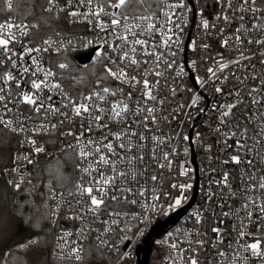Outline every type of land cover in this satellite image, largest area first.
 <instances>
[{
    "label": "snow or ice",
    "instance_id": "6c2138e0",
    "mask_svg": "<svg viewBox=\"0 0 264 264\" xmlns=\"http://www.w3.org/2000/svg\"><path fill=\"white\" fill-rule=\"evenodd\" d=\"M20 2L0 0V13H19ZM27 5L16 19L8 17L0 21V141L4 136L14 134L19 137L21 148L28 145L30 149H0V181L17 193L34 188L28 166L38 167L42 162L38 157L42 153L45 157L51 155L46 153L44 144H39L36 137L51 135L65 121L79 118L78 131L69 128L59 135L71 138L63 144L60 152H73L76 161L74 167L80 173L78 182L69 190V194L78 195L81 199L68 203L66 209L75 212L78 205L80 211L65 218L78 220L84 226L76 233L61 230L49 255H54L58 261L83 264L89 252V246L84 242L88 240L90 232L96 231L95 252L114 258L119 264L124 254L119 253L118 245L107 237L114 229L120 228L123 233L121 240L132 238L129 235L132 231L130 226L121 228L119 218L124 213H109L110 219L102 221L106 225L102 231L89 228L87 225L91 221H86L85 217L90 215L94 221L102 208L107 207L106 198L137 205L145 213L163 210L167 214L180 207L186 199L183 191L192 187L189 183L179 185L181 195L164 209L157 203L160 197L153 195L154 189L144 186L149 180L157 181V175L141 176L138 181L136 174L138 169L141 173H147V165L153 162H157L159 168L165 167L164 162L171 165L170 152L161 147L168 143L170 137L167 132L161 135L153 128L158 129L161 122L171 123L176 119L173 113L158 115L165 111L163 106L166 103L171 107L169 97L159 95V91L164 86L162 81H168L166 73L174 66L179 69L175 72L176 76L184 73L183 67L174 59L179 49L174 51L173 46L181 42L182 17L191 11V6L187 0H27ZM216 5L220 10L216 20L225 24L235 21L237 24L232 36L224 38L221 46L227 48L231 40L240 58L227 62L216 60V70L213 71L212 67L207 69L212 73L208 80L219 81L211 89L213 95L219 94L225 98L216 102L214 110L218 113L219 123L214 124V130L224 136L226 147L233 149L220 163L239 168L224 170L210 167L206 170L209 175L205 187L206 207L193 213V218L197 225L202 224L207 213L210 232L215 236L208 240V232L199 229L189 232L187 235L192 239L187 240L186 248H180V241L169 245L173 249L169 262L177 264L174 256L179 253V264H184L183 253L187 252V264H203L204 260L207 264H247L254 257H259V264H264V248L261 247L264 233L260 232V229H264V47H261L264 46V0H216ZM62 13L71 23H87L99 30L96 55L109 61L87 94L81 92L73 95L63 86L65 77L60 73L70 71L66 58L58 63L49 59L45 66L44 54L59 55L74 43L56 23ZM29 15L33 16L32 21L27 20ZM199 15L203 16L202 10H199ZM201 26L205 33L210 29L206 18ZM211 27L215 28V24ZM157 35L160 37L158 41L155 40ZM25 38L28 40L23 52L17 53L14 45L24 43ZM117 40L120 43H116ZM88 43L92 44L93 41ZM253 45L256 47L253 48ZM190 46L195 48V41ZM200 47L209 46L202 44ZM248 52L253 54H246ZM25 56L29 57L31 63L24 60ZM257 57L261 66L259 69L253 63ZM195 63L192 61L191 65ZM230 65L243 67L247 71L243 76L233 73L238 84L225 90L221 85L228 80V76H220L219 73ZM72 79L79 83L82 78ZM109 79L137 90L136 98L133 99L131 91L125 94L123 88L107 84ZM25 80L30 88L27 85L21 87ZM197 81L207 83L199 77ZM45 91L49 94L45 95ZM169 92L175 95L176 89L169 87ZM53 94L58 99H54ZM109 97L119 98L109 101ZM201 100L202 97L196 95L190 105H177L176 110L198 107ZM184 115L187 116L188 112L185 111ZM55 117L62 119L53 122ZM84 121L90 122L85 124ZM110 122L123 126L113 131L109 127ZM94 129H100V135L86 136ZM105 129L111 134V139ZM183 139L187 141L189 137L185 135ZM229 140L232 143H228ZM171 151L174 153L175 149ZM188 171L182 175H187ZM236 171L239 179L233 187L237 176L232 173ZM217 172L220 173L219 177L213 175ZM133 182L140 187L133 188ZM120 184L128 187L120 188ZM45 187L55 205L49 208V216L59 219L60 201L64 200L65 194L58 192L51 183ZM172 187L176 188L177 185L173 184ZM118 192L121 194L117 195ZM132 194L140 199H130ZM228 198L239 202V208L233 211ZM226 205L228 210L224 211ZM217 209L220 210L218 213ZM225 218H236L238 224L230 223L225 228ZM54 219H50L53 226ZM137 222H145L143 215L137 217ZM253 223L257 227L256 234L248 231ZM229 228L237 233L236 243L233 245L229 242L231 251L222 247ZM246 236H255L254 242L246 240ZM69 237L74 239L70 241ZM37 245L36 237L16 243L15 251L9 247L0 254V264H10L13 259L16 264H29L28 252ZM201 251L207 253L203 258H200Z\"/></svg>",
    "mask_w": 264,
    "mask_h": 264
},
{
    "label": "built area",
    "instance_id": "2783aa9c",
    "mask_svg": "<svg viewBox=\"0 0 264 264\" xmlns=\"http://www.w3.org/2000/svg\"><path fill=\"white\" fill-rule=\"evenodd\" d=\"M187 3L191 6V11L182 17V23L181 21H177V23H181V27L183 28V31L180 33L181 42L173 46L174 51L179 49L174 59L183 67L184 73L180 76H176L175 72L179 71V69L174 66L171 71L166 73L168 76V81L166 83L162 81L164 86L159 91V95H167L169 97L171 107H169V103H166L163 106L165 111L158 113V115H168L169 113H173L176 115V119L171 120V123L161 122L158 129L153 128V131H158L161 135L167 132L168 136L170 137L168 143L162 144L161 147L165 151L170 152L171 165H169L167 162H164L165 167L159 168L157 166V162H153L147 165V173H141L138 169L136 174L138 181L141 179V176L147 178V176L151 174L157 175V181L153 182L149 180L147 185L144 186L149 189H154L153 195L160 197L157 203L160 204L164 209H167V206L173 201L174 198L181 195L179 185L189 183L192 185V187L190 190L183 191V195L186 197V199L181 202L180 207L168 211L167 214H165L163 210L145 213L144 209L137 205H132L124 201H112L110 198H106L107 207L102 208L94 221H92L90 215L85 217L86 221H91L87 225L89 228L99 229L102 231L106 227L102 221L110 219L109 213L114 211L124 213V216L119 218L122 221L121 228L130 226L132 231L129 233V235L132 238L129 240H121L123 233L121 232L120 228L114 229L110 236L107 237L111 242H114L118 245L119 253L124 254V258L119 262V264H141L144 260L146 248L148 246H151V252L149 254L147 264H170L169 257L173 255V249L169 245L173 242L180 241V248H186L188 246L187 240L192 239V237L187 235L189 232L199 229L202 232H208V240L214 238L215 234L210 232L207 213H205L206 220L202 224L197 225L193 218V213L206 207L205 187L207 186L209 180V175L206 170L210 167H218L224 170L229 168H235L238 170L239 168V166L231 164L225 166L220 163V160L226 159L228 153L232 152L233 149L227 148L224 142V136L214 130V124L219 123L217 120L218 113L214 110L216 102L218 100H224L225 98L219 94L213 95L211 89L214 84L219 83V81H209L208 77L211 76L212 73L207 71L209 67H212L213 71L216 70V60H224L227 62L232 59L240 58V53L235 50L231 40L229 41V46L227 48L221 46L222 40L224 38L232 36L233 30L237 24L235 21L225 24L223 21L215 19L216 15L220 11L217 8L216 0H214V12H203V16L199 15V10L203 11L199 4V0H187ZM12 18L16 19L17 17ZM204 18L209 21L210 25V29L207 33H205L201 26L202 20ZM3 20L4 19H1L0 21ZM65 20L68 24L76 26L77 29L65 31L67 36H70L73 39L74 43L66 52H61L60 54L65 53L64 57L67 56L69 52H74L76 55L87 54L98 48L97 33L99 30L94 25H89L87 23H71L69 20ZM212 24H215V28L211 27ZM101 35L103 34L101 33ZM36 38L38 37H33V39ZM159 39L160 37L157 35L155 40L158 41ZM27 40L28 38H25L24 43L14 45L17 53L23 52L24 45L27 44ZM81 40H83V42H81ZM90 40L93 41L92 44L88 43ZM193 41L196 43L195 48L190 46ZM116 43H120V41L117 40ZM202 44H207L209 47L202 48L200 47ZM252 47L255 48L256 46L253 45ZM105 50H108L106 44ZM96 52L94 56L96 55ZM218 53H222L223 55H217ZM246 54L252 55L253 53L248 52ZM109 55H111L110 52ZM57 56L58 55L55 53L44 54L45 66H47L49 59L53 63H56L55 60ZM24 60L27 63H31L28 56H25ZM192 61H196L194 66L191 65ZM253 63H256L257 69L261 67L259 64V57H257ZM246 71L247 70L243 67L230 65L229 68L219 73L220 76H228V80L221 86L225 88V90L232 89L234 85L238 84V81L235 80L233 73L238 76H243ZM197 77L206 80L207 83H198ZM25 85H27L28 88L31 87L27 80L21 84V87H24ZM112 87L123 88L125 94L131 91L133 94V99H135L137 96V90L130 88L127 84H122L115 81V85ZM138 87L139 86H137V89ZM169 87L176 89L175 95L169 92ZM44 94L48 95L49 93L45 91ZM196 95L202 97L198 107H186L185 109L176 110L177 105H190L191 100ZM53 98L58 99L54 94ZM118 98L119 97H109L108 99L109 101H114ZM228 99H231V97H228ZM57 106H59V104H57ZM185 111L188 112L187 116L184 115ZM56 119L62 118L55 117L53 118V122H55ZM89 122L90 121H84L85 124ZM80 123L81 121L79 118H73L70 122L65 121V123L59 126L58 129L55 130L51 135H41L36 137L39 144H44L46 153L51 154L45 157V154L42 153L38 159L43 162L49 160L55 155L61 154L60 148L71 138L61 137L59 133L67 131L69 128L74 131H78ZM101 123H104V121H101ZM121 126L123 125L116 124L115 122L109 123V127L112 128L113 131ZM100 131V129H94L92 133H86V136H98L100 135ZM104 131L106 134H108L109 139H111V134L107 133V129ZM177 133L179 134L178 137ZM185 135L189 137L187 141L183 139ZM228 143H232V141L229 140ZM209 145H211L210 149L208 148ZM29 149L30 146L25 145L23 148H21L19 144L17 150L27 151ZM172 149H175L174 153L171 151ZM209 157H211V161L209 160ZM32 167L33 166H28V171H30ZM186 170H189L187 175H182V173H184ZM232 174L237 176V181L233 183V187H235V184L239 179L238 171L233 172ZM79 175L80 173L78 171L77 182L79 180ZM213 175L219 177L220 173H213ZM173 184L177 185V187L173 188ZM131 186L133 188L140 187V185L135 182H133ZM119 187L125 188L128 187V185L120 184ZM56 190L58 192H63L65 195L64 200L60 201L62 204L59 213L60 218L54 219L50 217V219H54L55 224V226H53V224L50 223L52 229L51 250L55 247L56 236L61 230L76 233L81 227L84 226L78 220L65 218L79 213L80 208L78 205L75 206V212L67 211L66 209L68 203H71L75 200H80L81 197L78 195H70L69 190ZM120 194L121 193L119 192L117 193V195ZM129 198L140 199V197L134 194L130 195ZM83 199L86 200L87 197H84ZM50 201L51 207H55L51 198ZM228 204L232 205L233 211L238 209L240 206L239 202L233 201L231 198H228ZM223 210H228L227 205ZM219 211L220 210L217 209V213ZM141 215H143L145 219L144 223L137 222V217ZM179 215L180 217L178 220L174 221L173 219ZM211 219L214 220V218ZM255 219L256 217L254 216L253 220L255 221ZM123 221H127L128 223L125 224ZM230 223L238 224V220L236 218L231 220L225 218V223L223 226L228 228ZM160 224H164L161 233L157 231V228ZM248 231L253 234L257 233V227L255 223L250 225ZM260 232L264 233V229H260ZM96 235V231L90 232L88 240L84 243L88 246L95 245ZM236 236V231L229 228L228 232L225 234V240L222 247L227 251H231V248H229L228 245L230 241L233 245L236 243ZM68 239L71 241L74 239V237H69ZM245 239L249 240V242H254L255 236H246ZM207 246L208 244L206 241L205 247ZM261 247L264 248V242H262ZM106 251L107 250H105V252ZM188 255L189 254L187 252L183 253L184 264H187ZM206 255V252H200V258H203ZM174 259H176L177 264H179V253H176ZM113 264H117L115 259ZM203 264H207V261L204 260ZM247 264H259V257L249 259Z\"/></svg>",
    "mask_w": 264,
    "mask_h": 264
},
{
    "label": "trees",
    "instance_id": "16d2710c",
    "mask_svg": "<svg viewBox=\"0 0 264 264\" xmlns=\"http://www.w3.org/2000/svg\"><path fill=\"white\" fill-rule=\"evenodd\" d=\"M199 4L203 12H214V0H199ZM27 6V0H21L19 13L2 12L0 20L20 16ZM27 20L32 21L33 16L29 15ZM56 23L61 26L64 32L74 29L72 28L74 25L66 22L64 14H61ZM64 55L65 53L58 55L55 62H63L66 58L70 63V71L60 74L65 77L62 82L63 86L73 95L81 92L87 94L103 72L105 64L109 63L108 60L99 57L95 61L91 60L87 64H81L76 59L74 52H69L65 57ZM72 77L82 79L77 83ZM106 83L111 86L115 85V81L111 79ZM18 140L19 137L8 134L0 141V149L6 150L11 147L17 150ZM75 162V156L70 150L66 154L61 153L41 162L38 167H32L30 172L35 187L28 191L14 192L3 181H0V254L9 247L15 251L16 243L36 237L38 245L33 246L28 252L29 264H73L72 261H58L53 255H49L52 245L49 216L51 201L45 186L51 183L56 189H72L78 179V169L74 167ZM113 262L114 258L110 259L107 255L97 254L94 245H90L83 264H113ZM10 264H16V261L13 259Z\"/></svg>",
    "mask_w": 264,
    "mask_h": 264
},
{
    "label": "water",
    "instance_id": "95a60500",
    "mask_svg": "<svg viewBox=\"0 0 264 264\" xmlns=\"http://www.w3.org/2000/svg\"><path fill=\"white\" fill-rule=\"evenodd\" d=\"M96 50H97V49H94V50H92L91 52H89V53H87V54H80V55H77V56H76V59H77L78 62L81 63V64H87V63H89V62L93 59V56H94ZM179 217H180V215L177 216V217H175L173 220L176 221V220H178ZM163 227H164V224H160V225L158 226V228H157V231H158L159 233H161ZM150 252H151V246H148V247L146 248V254H145L144 260L142 261L141 264H147V263H148V258H149V254H150Z\"/></svg>",
    "mask_w": 264,
    "mask_h": 264
},
{
    "label": "rangeland",
    "instance_id": "374dc122",
    "mask_svg": "<svg viewBox=\"0 0 264 264\" xmlns=\"http://www.w3.org/2000/svg\"><path fill=\"white\" fill-rule=\"evenodd\" d=\"M72 28H74L73 30L77 29L76 26H73ZM75 56H77V55L75 54ZM97 58H99V57L97 55H95L94 58H93V61H95ZM82 67H85V66H82Z\"/></svg>",
    "mask_w": 264,
    "mask_h": 264
}]
</instances>
